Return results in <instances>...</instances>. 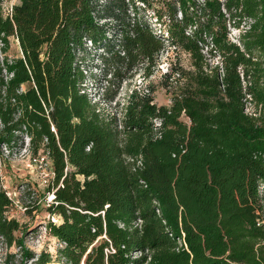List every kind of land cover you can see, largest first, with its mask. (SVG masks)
Returning <instances> with one entry per match:
<instances>
[{
  "label": "trees",
  "instance_id": "1",
  "mask_svg": "<svg viewBox=\"0 0 264 264\" xmlns=\"http://www.w3.org/2000/svg\"><path fill=\"white\" fill-rule=\"evenodd\" d=\"M4 1L0 148L26 138L34 158L48 159V210L61 218L48 224L64 244L60 258L36 264H88L93 254V264H264V112L247 115L243 101L246 82L264 105V0H160L161 36L137 19L136 2L152 0H15L7 16ZM244 19L252 23L232 43L228 25ZM111 31L121 39L102 57L106 100L115 99L122 67L151 74L167 38L193 68L174 72L183 83L170 104L140 89L121 115L91 101L79 55L89 43L104 49ZM11 38L17 57L8 54ZM11 205L0 189V238L18 245L27 264L34 254L15 237L22 226L8 219Z\"/></svg>",
  "mask_w": 264,
  "mask_h": 264
},
{
  "label": "rangeland",
  "instance_id": "2",
  "mask_svg": "<svg viewBox=\"0 0 264 264\" xmlns=\"http://www.w3.org/2000/svg\"><path fill=\"white\" fill-rule=\"evenodd\" d=\"M100 1L101 3H105L106 0ZM200 1L202 2V0ZM12 4L13 0L4 1L2 5L4 15L8 13ZM136 4L140 7L137 19H142L150 24L154 33L161 36L160 24L154 16V12L160 9V0H152L151 7L145 6L139 1ZM133 17L134 14L131 11V19ZM128 21H123V23L126 24ZM100 23H109L116 27L117 25L119 27L121 24L114 20H101ZM251 23V19H244L240 28L229 24V40L232 43L239 44L240 35L244 30L248 29ZM115 32H109L104 49H95L89 43L87 44V50L79 55L83 57L81 66L86 75L85 88L83 89L88 93L91 101L98 104L99 107L104 108L108 113L121 115L122 108L127 101V96L134 89H140L142 93L150 92L157 105L170 104L172 94L175 92L177 82L180 79L178 74L174 75V72L178 71L177 69L189 71L193 70V68L190 56L182 50L169 46L170 43L167 38H165L166 49L155 57V64L151 68V74L147 75L145 69L141 66H136L131 71L122 67L120 78L114 79V83L110 89V94L116 93L115 99L112 102L106 100L105 91L108 84L104 80L102 57L110 55L106 48L117 44L121 39ZM10 43L9 56H19L20 47L18 41L11 38ZM209 51L210 48L204 49L209 62L212 65L220 63V57L214 54L216 56L210 58ZM3 57L4 55L0 52V61ZM170 74H172V78L167 77ZM46 161L42 160V157L35 161L26 138H24L23 143L20 141L18 144L12 145L10 149L4 146L0 148V189L5 191L7 196L12 200V205L6 212V215L8 219H15L20 223L22 229L15 233V237L22 238L26 250L34 254L33 259L28 260L27 264H36L42 255L56 261L60 258L59 250L64 247L50 233L48 228L49 222H52V217L57 218L58 216L52 215L48 210L49 206L54 203V200L51 201L54 198L52 197L53 192L49 193V188L51 187L50 181L52 180L48 181L50 165ZM59 223H61V218L59 219ZM90 251L91 249L88 254ZM8 255H14L12 264L23 263V250L18 245L7 246L6 242L0 238V264L4 262ZM94 257L93 254L88 264H93ZM85 259H83L82 264H85Z\"/></svg>",
  "mask_w": 264,
  "mask_h": 264
},
{
  "label": "built area",
  "instance_id": "3",
  "mask_svg": "<svg viewBox=\"0 0 264 264\" xmlns=\"http://www.w3.org/2000/svg\"><path fill=\"white\" fill-rule=\"evenodd\" d=\"M15 0H13V4L11 5V8H10V10H8V13L6 14V16L7 15H10L11 14V11H12V8H13V5L15 4ZM19 43V42H18ZM0 46H2L1 45V43H0ZM1 48V47H0ZM3 60V59H2ZM1 60V61H2ZM219 65H220V63H218ZM220 68H221V71H223L222 70V64L220 65ZM241 76L243 77V74H241ZM247 83L246 82H244V94H245V97H244V104H245V112H246V114L247 115H249V116H251V117H257L261 112H264V105H257L255 102H254V100H253V97L251 96V94H249L248 93V91H247ZM28 140V142H29V139H27ZM40 157H38V158H35V161H37V159H39ZM42 160H47L46 162H47V164L48 165H50V173H49V179H48V181H50V180H54V178H55V173H54V171H53V169H52V167H51V164L49 163V161H48V159L45 157V156H42ZM137 165L138 166H141L142 165V162H141V160H139L138 162H137ZM52 181H50L51 183H52ZM51 185V184H50ZM263 188L264 187H261V192H263ZM52 197L55 199V196H54V193H53V195H52ZM54 199H52L51 201H53ZM59 219H60V217L58 216L57 218L56 217H52V222L54 223V224H59ZM139 223L141 224V221H139ZM121 227H123V225H120ZM103 238H106V236L104 235L103 236ZM59 241V240H58ZM60 242V241H59ZM63 244V243H62ZM64 245V244H63ZM106 254H109V253H111V252H114V249L111 247L110 249H106ZM140 255L139 254H136V257H139Z\"/></svg>",
  "mask_w": 264,
  "mask_h": 264
},
{
  "label": "bare ground",
  "instance_id": "4",
  "mask_svg": "<svg viewBox=\"0 0 264 264\" xmlns=\"http://www.w3.org/2000/svg\"><path fill=\"white\" fill-rule=\"evenodd\" d=\"M49 264H59V263L53 262V263H49Z\"/></svg>",
  "mask_w": 264,
  "mask_h": 264
}]
</instances>
